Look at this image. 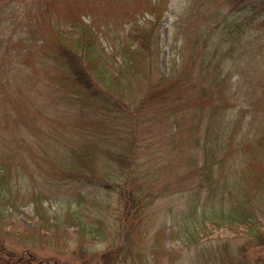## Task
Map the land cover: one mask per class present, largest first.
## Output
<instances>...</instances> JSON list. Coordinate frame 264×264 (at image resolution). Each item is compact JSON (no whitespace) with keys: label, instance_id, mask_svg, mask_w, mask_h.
Masks as SVG:
<instances>
[{"label":"trees","instance_id":"trees-1","mask_svg":"<svg viewBox=\"0 0 264 264\" xmlns=\"http://www.w3.org/2000/svg\"><path fill=\"white\" fill-rule=\"evenodd\" d=\"M202 1L208 8L188 10L187 36L166 72L153 69L161 54L160 17L151 30L134 25L132 42L117 51L119 60L105 54L89 23L57 33L55 44L70 67L81 110L90 109L99 119L86 129L80 147L56 145L54 153L67 172L54 184L66 181L73 187L76 193L68 199L80 211L87 210L88 195L103 192L118 196L122 213L108 222L113 237L106 238L103 220L99 225L81 219L80 211L50 219L37 205V234L52 232L54 239L71 224L84 237L79 254L92 256L87 246L111 239L102 255L107 264H141V254L127 249L126 242L136 225L148 223L153 204L170 192L183 207L162 208L159 228L170 223L172 235L195 252L199 264H247L251 248L264 249V169L256 165L264 163V0H224L215 7ZM12 72L4 73L9 84ZM186 117L188 125L182 126ZM10 145L0 135V264H52L7 246L13 232L3 223L19 210L10 192L20 177L11 170L16 156ZM165 165L174 166L166 176ZM219 229L236 233L231 251L230 240L212 244ZM153 242L154 247L161 243Z\"/></svg>","mask_w":264,"mask_h":264},{"label":"rangeland","instance_id":"rangeland-1","mask_svg":"<svg viewBox=\"0 0 264 264\" xmlns=\"http://www.w3.org/2000/svg\"><path fill=\"white\" fill-rule=\"evenodd\" d=\"M209 3L215 7L224 0H209ZM192 5L197 13L208 8L202 0H0V135L13 144L9 151L16 158L11 170H17L20 176L16 177L10 192L19 210L4 221L3 227L13 232L7 246L20 256H30L37 262L49 259L52 264H107L102 255L112 244L111 239L95 242L87 246L94 255L83 256L78 250L84 237L77 226L64 225L54 239H51L52 232L48 233L49 237L36 233L40 224L35 211L37 205L40 212L47 210L50 219L59 213L69 216L80 211L76 201L68 199L76 193L73 187L66 181L54 184V179H61L67 172L54 151L56 145L80 147L86 129L89 131L99 119L90 109L81 110L77 98L80 93L72 84L70 67L55 44L57 33L71 29L77 22L89 23L101 37L105 54H114L119 60L117 51L132 42L129 32L134 25L151 30L160 17L161 54L158 66L155 64L153 69L166 72L169 60L176 57L187 36L188 10ZM191 52L189 47L187 54ZM190 57L186 56L187 63ZM10 71H13L12 84L4 76ZM188 122L184 118L182 126ZM256 165L264 169V163ZM167 169L174 170V166L165 165L164 176L170 173ZM181 182L179 179L178 183ZM98 193L86 197L87 210L80 211L85 214L81 219L86 216L99 225L103 220L101 229L110 238L113 229L108 222L122 213L121 202L117 195ZM182 202L172 200L170 192H166L153 204L148 223L136 225L126 242H130L127 249L141 254L142 262L134 255L130 260L136 258L141 264H199L195 252L184 249L172 235L170 223L159 228L162 219L159 211L163 213L162 208L170 204H175V209L183 207ZM64 220L68 221L67 217ZM153 221L157 223L154 227ZM235 234L227 229L216 230L212 244L217 247L230 240L231 251L232 244L237 242L236 236L233 238ZM152 240L161 243L154 247ZM246 260L247 264H264V249L251 248Z\"/></svg>","mask_w":264,"mask_h":264}]
</instances>
